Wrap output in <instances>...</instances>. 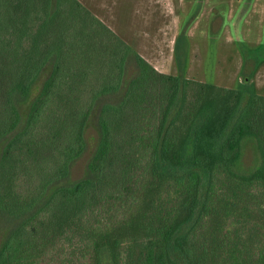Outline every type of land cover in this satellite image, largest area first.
Wrapping results in <instances>:
<instances>
[{"label":"trees","instance_id":"16d2710c","mask_svg":"<svg viewBox=\"0 0 264 264\" xmlns=\"http://www.w3.org/2000/svg\"><path fill=\"white\" fill-rule=\"evenodd\" d=\"M2 219L0 264H264V94L157 70L80 0H0Z\"/></svg>","mask_w":264,"mask_h":264},{"label":"rangeland","instance_id":"374dc122","mask_svg":"<svg viewBox=\"0 0 264 264\" xmlns=\"http://www.w3.org/2000/svg\"><path fill=\"white\" fill-rule=\"evenodd\" d=\"M80 1L157 70L264 94V0ZM134 72L131 54L125 78ZM121 93L104 99L115 101ZM91 121L84 132L85 149L70 166V180L85 173L95 145L94 118ZM257 160L254 143L249 140L243 148L242 164L251 167ZM7 227L8 223L0 220V242ZM63 256L54 255L50 262L59 264ZM47 262L43 258L38 264Z\"/></svg>","mask_w":264,"mask_h":264}]
</instances>
